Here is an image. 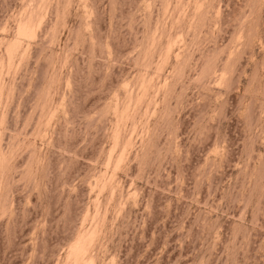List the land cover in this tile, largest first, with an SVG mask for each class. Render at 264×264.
I'll return each instance as SVG.
<instances>
[{
  "label": "rangeland",
  "instance_id": "374dc122",
  "mask_svg": "<svg viewBox=\"0 0 264 264\" xmlns=\"http://www.w3.org/2000/svg\"><path fill=\"white\" fill-rule=\"evenodd\" d=\"M0 264H264V0H0Z\"/></svg>",
  "mask_w": 264,
  "mask_h": 264
}]
</instances>
